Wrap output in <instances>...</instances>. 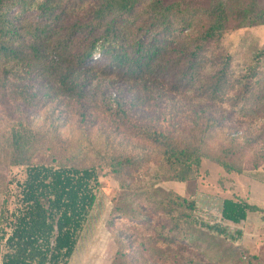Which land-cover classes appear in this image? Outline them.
<instances>
[{
	"label": "trees",
	"instance_id": "trees-1",
	"mask_svg": "<svg viewBox=\"0 0 264 264\" xmlns=\"http://www.w3.org/2000/svg\"><path fill=\"white\" fill-rule=\"evenodd\" d=\"M263 25L256 0H210L198 9L162 0H0V105L10 108L8 97L11 115L52 104L59 121L72 114L85 124L107 122L152 157L111 150L107 159L123 193L111 213L149 237H117L110 264H183L175 249L192 247L205 262L187 264H221L201 236L223 237L225 230L198 223L195 200L155 183L139 194L134 177L152 161L169 175L163 182L185 183L197 174L213 131L261 123L252 140L230 139L218 161L225 173H241L230 159L264 145V74L258 62L236 71L222 42L231 31ZM101 81L108 82L104 93ZM123 84L135 91L129 102L120 96ZM178 98L184 110L161 124L163 102ZM22 117L10 132L9 163L24 168V178L3 193L0 264H69L97 200L99 170L69 154L34 163L41 138ZM249 213L264 222L263 209L238 197L224 201L220 215L236 226Z\"/></svg>",
	"mask_w": 264,
	"mask_h": 264
},
{
	"label": "rangeland",
	"instance_id": "rangeland-1",
	"mask_svg": "<svg viewBox=\"0 0 264 264\" xmlns=\"http://www.w3.org/2000/svg\"><path fill=\"white\" fill-rule=\"evenodd\" d=\"M162 1L165 4L177 2L188 9H198L206 8L210 0ZM256 2L264 10V0H256ZM222 47L224 52L232 57L233 68L236 71H243L247 66H254L258 62L264 74V57H260L262 53L264 54V25L229 32L223 39ZM103 81L100 87L102 93L108 84ZM120 88L123 89V91L119 90L120 96L129 102L135 95L132 86L123 84ZM12 100L8 97L3 100L4 104H10V108L0 105V206L3 193L7 189L10 192L14 189V186L9 185L10 181H22L24 178V168H14L9 163L10 132L20 115L26 122L31 123V128L38 132L41 138L38 152L33 157L34 163H50L52 153L58 157L69 154L81 164H94L99 170L101 186L97 200L69 264H110L117 249L115 244L117 237L122 239L134 233L141 239L147 240L149 238L146 237L147 232L133 231L134 222L111 213L112 200L119 199L123 193H120L119 183L110 174L106 163L111 150H118L126 155L142 154L150 160L152 157L145 153L140 143L114 131L112 125L107 122L85 124L77 115L72 114H67L66 121H59L61 117L52 104L38 111L24 109L23 112L17 111L11 115L15 110ZM171 100L163 102L165 115L161 124L165 126L171 122V118L177 117L174 112L177 107L184 110L183 101H179V98L170 102ZM245 124L241 131H231L229 125L213 131L204 146V158L197 174L185 183L163 182V178L169 175L159 171L152 161L147 163L139 176L134 177L139 194L144 193L146 186L155 183L167 193L171 192L195 200L199 209L195 215L197 222L203 223L204 220L206 224L221 226L226 232L223 237L208 232L205 236H201L209 246L210 254L222 258L221 264H264V222L261 221L260 215L249 213L245 222L236 226L225 223L220 215L223 202L231 201L235 197L264 210V145H256L254 149L230 159L229 163L233 168L241 171L239 174H227L218 165L219 159L228 149L230 139L237 138V141L245 142L249 138L252 140L251 137L259 133L261 123ZM156 174L159 175L156 177ZM109 222L113 224L112 227L108 226ZM237 231H241L242 236L238 235ZM157 250L162 251L164 248L158 245ZM175 250L178 254L176 259L183 261V264H187L190 260L197 263L205 262L195 247L185 248L181 253L178 249ZM171 255L173 253L168 256ZM152 260L155 262L156 257Z\"/></svg>",
	"mask_w": 264,
	"mask_h": 264
}]
</instances>
